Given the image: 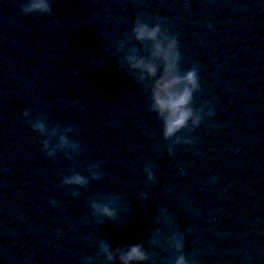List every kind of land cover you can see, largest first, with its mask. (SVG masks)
<instances>
[{
  "label": "clouds",
  "instance_id": "clouds-1",
  "mask_svg": "<svg viewBox=\"0 0 264 264\" xmlns=\"http://www.w3.org/2000/svg\"><path fill=\"white\" fill-rule=\"evenodd\" d=\"M55 0H25L20 5L23 15L37 14L51 18V25L59 27L57 11H54ZM145 13H139L131 23V28L121 38L115 41L117 55L116 64L124 69L126 75L134 84L141 87L147 94L146 108L154 113L161 125V138L165 142L169 157L174 156L177 145L194 146L196 139L192 133L204 121H209V127H216L211 123L216 115L214 106L207 102L198 104L197 96L201 91V77L199 63L190 68L181 67L182 53L180 51L179 34L172 31V25L166 18L153 13L145 19ZM20 116L27 120L30 129L40 137L41 151L46 157H55L58 153L67 159L82 155L81 144L69 138V134H78L75 125H49L44 112L25 109ZM153 162L149 159L144 165V173L148 184H155L156 177L152 171ZM87 175H82L75 166L69 174L60 181L61 187H68L73 197L80 195L79 189L87 188L90 181H99L109 173L101 167V162L90 163L83 169ZM216 176H212L209 183H215ZM142 199H147V193L142 192ZM120 200L116 193H97L87 201L89 211L82 217L86 221L88 216L97 224L105 221L115 224L118 216L117 203ZM49 203L56 205L54 199ZM156 223L163 224L167 232L155 228L146 241L121 245H111L106 239L97 242L96 256H89L84 264H94L103 257L101 264H157V255L145 248V243L153 247L166 246L171 256L164 264H199L195 253H184L185 234L172 229V221L166 208L159 209Z\"/></svg>",
  "mask_w": 264,
  "mask_h": 264
}]
</instances>
